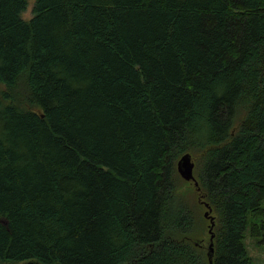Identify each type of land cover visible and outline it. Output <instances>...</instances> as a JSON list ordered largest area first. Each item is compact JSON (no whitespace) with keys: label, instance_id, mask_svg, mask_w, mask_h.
I'll list each match as a JSON object with an SVG mask.
<instances>
[{"label":"trees","instance_id":"1","mask_svg":"<svg viewBox=\"0 0 264 264\" xmlns=\"http://www.w3.org/2000/svg\"><path fill=\"white\" fill-rule=\"evenodd\" d=\"M28 2L0 0V264H210L207 203L213 264H255L264 0Z\"/></svg>","mask_w":264,"mask_h":264},{"label":"rangeland","instance_id":"2","mask_svg":"<svg viewBox=\"0 0 264 264\" xmlns=\"http://www.w3.org/2000/svg\"><path fill=\"white\" fill-rule=\"evenodd\" d=\"M33 5H34V0H29L27 9L22 13V17L24 19L29 20L32 17ZM193 158H194V156H193ZM194 160H195V158L193 159V161ZM183 180H184V178H183ZM193 183H194L193 181L186 182V180L185 181L181 180V183L178 184V186H179V189H181L182 193H184V195H186L187 197H196V198H198L197 195L194 192V189H196L195 188L196 185L193 184ZM180 186H181V188H180ZM199 209H200V211L202 212V214L204 216V213L206 212L207 208L205 207L203 210H201V207H200ZM206 220H207V222H210L208 220V218ZM208 224H210V223H208ZM202 233H203V236L202 237H198V238L199 239H202V238L205 239L204 240V242H205V250H207V247L209 249V243H210L209 242V236L210 235H205L204 232H202ZM200 234H201V232H200ZM245 243H246V247H247L248 253L253 259V262L255 264H264V237H254V236H252L250 234V230L248 228L247 231H246Z\"/></svg>","mask_w":264,"mask_h":264},{"label":"water","instance_id":"3","mask_svg":"<svg viewBox=\"0 0 264 264\" xmlns=\"http://www.w3.org/2000/svg\"><path fill=\"white\" fill-rule=\"evenodd\" d=\"M194 168H195V162L193 161L192 155L190 153H184L177 162V169L179 174L187 181H193L196 186H198V181L194 174ZM207 207L206 212L204 213V216L210 220V228L209 232L211 234L210 236V244L208 249V258L210 264H213V255H214V232L213 228L215 225V216L211 214L212 208L209 206V204H205Z\"/></svg>","mask_w":264,"mask_h":264},{"label":"bare ground","instance_id":"4","mask_svg":"<svg viewBox=\"0 0 264 264\" xmlns=\"http://www.w3.org/2000/svg\"><path fill=\"white\" fill-rule=\"evenodd\" d=\"M192 155V154H191ZM194 159V158H193ZM195 161V160H194ZM195 169V168H194ZM195 173V172H194ZM185 180V179H184ZM194 184V183H193ZM201 200V199H200ZM204 200V199H203ZM204 203V202H203ZM205 206V205H204ZM206 207V206H205ZM207 208V207H206ZM206 210V209H205ZM204 212V211H203ZM209 220V219H208ZM216 220V219H215ZM210 221V220H209ZM209 223V222H208ZM204 224V223H203ZM210 225V224H209ZM216 225H214V227H215ZM203 227H204V225H203ZM210 228V227H209ZM214 229V228H213ZM215 232V231H214ZM200 237V236H199ZM215 238V237H214ZM214 242H215V240H214ZM215 247V246H214ZM215 256V255H214Z\"/></svg>","mask_w":264,"mask_h":264}]
</instances>
